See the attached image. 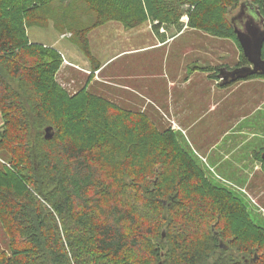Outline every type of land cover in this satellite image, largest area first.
<instances>
[{
  "label": "trees",
  "instance_id": "trees-1",
  "mask_svg": "<svg viewBox=\"0 0 264 264\" xmlns=\"http://www.w3.org/2000/svg\"><path fill=\"white\" fill-rule=\"evenodd\" d=\"M54 1L78 11L70 16H90L61 28L84 45L91 29L109 21L178 24L185 4L195 6L188 26L238 44L225 13L240 0H0V147L14 167L0 175V211L19 233L0 264H264V233L252 258L244 245L238 256L220 248L227 220L246 216L244 207L208 181L173 133L56 86L60 57L27 46L25 35V27L47 19ZM249 2L264 19V0ZM238 47L235 68L248 65ZM48 127L54 134L47 140Z\"/></svg>",
  "mask_w": 264,
  "mask_h": 264
},
{
  "label": "rangeland",
  "instance_id": "rangeland-1",
  "mask_svg": "<svg viewBox=\"0 0 264 264\" xmlns=\"http://www.w3.org/2000/svg\"><path fill=\"white\" fill-rule=\"evenodd\" d=\"M167 3L178 4L176 0ZM67 7L65 1H54L42 24L25 27L27 46H40L60 57L52 76L56 86L70 96L84 93L117 110L144 115L158 131L173 133L208 181L244 207L246 216L227 220V233L218 238L224 246L221 249L238 256L241 253L236 249L244 245L254 252L264 233V165L260 160L264 153V78L252 80L257 83L236 81L225 86H218L213 78L215 69H234L241 60L236 41L188 26L195 6L185 4L180 6L178 24L154 27L158 20L147 18L130 28L109 21L91 29L84 45L61 28L69 22L92 19L88 14L70 16L78 11ZM53 11L59 19L50 18ZM237 11L238 7L232 6L225 17H233ZM123 75L128 77L122 80ZM190 77L184 91L181 85L175 87L173 82L182 83ZM205 77L210 81L200 84ZM8 81L17 87L16 80ZM172 93L180 99L174 113L166 109ZM2 125L0 114V130ZM10 158L7 148L0 147V175L14 168ZM162 234L165 236V231ZM18 235L0 211V255H8ZM238 236L243 237V244ZM256 254L245 256L249 259Z\"/></svg>",
  "mask_w": 264,
  "mask_h": 264
},
{
  "label": "water",
  "instance_id": "water-1",
  "mask_svg": "<svg viewBox=\"0 0 264 264\" xmlns=\"http://www.w3.org/2000/svg\"><path fill=\"white\" fill-rule=\"evenodd\" d=\"M229 20L248 65L231 70L219 68L217 74L219 86H225L253 75L264 78V59L261 56L264 42L263 17L250 2L242 1L238 6L237 13L233 17H229ZM52 136L51 128H46L45 139H51ZM261 159L264 161V153H262ZM219 246L224 248L221 242Z\"/></svg>",
  "mask_w": 264,
  "mask_h": 264
},
{
  "label": "crops",
  "instance_id": "crops-1",
  "mask_svg": "<svg viewBox=\"0 0 264 264\" xmlns=\"http://www.w3.org/2000/svg\"><path fill=\"white\" fill-rule=\"evenodd\" d=\"M124 76H126V77H128V75H123L122 76V80H124ZM130 76V75H129ZM204 76H206V75H204ZM130 79H132V78H130ZM256 79V78H255ZM192 80V78L190 77L188 80L186 79L185 80V82H182V83H179V81L178 80H176V83L175 82H173L174 84H175V87L176 86H179V88H180V85L181 86H183V87H181L180 88V90L181 91H184L187 87H188V85H190V81ZM253 80V79H252ZM252 80H246V82L247 81H250V82H255V83H257V81L258 80H256V81H252ZM125 81H127V80H125ZM210 80L208 79V77H205L203 80H201V83L200 84H202V83H204V82H209ZM215 81L217 82V85L219 86V79L217 78V76H216V79H215ZM135 82V81H134ZM186 93V92H185ZM165 95V94H164ZM166 96V95H165ZM178 96V95H177ZM175 95L172 93L171 94V96H168L167 98H168V100H170V102H171V104L170 105H168V107L166 106V109H167V111H169V112H171V113H174V112H177V108H178V101H180V99H179V96H178V100H176L175 98ZM166 98V97H165ZM185 99H189L188 97H186L185 96ZM165 99H163V101H164ZM158 103V102H157ZM180 110H181V108H179ZM177 115H178V113H177Z\"/></svg>",
  "mask_w": 264,
  "mask_h": 264
},
{
  "label": "flooded vegetation",
  "instance_id": "flooded-vegetation-1",
  "mask_svg": "<svg viewBox=\"0 0 264 264\" xmlns=\"http://www.w3.org/2000/svg\"><path fill=\"white\" fill-rule=\"evenodd\" d=\"M228 70H231V68L230 69H228ZM263 164V163H262Z\"/></svg>",
  "mask_w": 264,
  "mask_h": 264
}]
</instances>
